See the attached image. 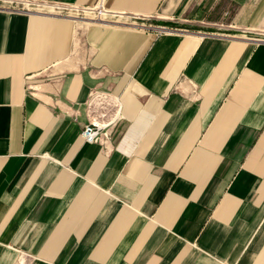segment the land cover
<instances>
[{
    "label": "crops",
    "instance_id": "1",
    "mask_svg": "<svg viewBox=\"0 0 264 264\" xmlns=\"http://www.w3.org/2000/svg\"><path fill=\"white\" fill-rule=\"evenodd\" d=\"M35 1L124 21L0 9V264H264V0Z\"/></svg>",
    "mask_w": 264,
    "mask_h": 264
},
{
    "label": "built area",
    "instance_id": "2",
    "mask_svg": "<svg viewBox=\"0 0 264 264\" xmlns=\"http://www.w3.org/2000/svg\"><path fill=\"white\" fill-rule=\"evenodd\" d=\"M0 9L16 11V12H25L33 13L47 16L60 17L65 19H71L73 21H83L85 13L90 11H97L101 17L103 14L111 17H119L120 13H112L111 11L105 9L100 3L94 7H84L73 4H64V3H47L40 2L35 0H0ZM122 14V13H121ZM122 16V15H121ZM136 26L145 28V29H158L157 33L168 31L165 26L154 27L151 24L144 22H134ZM258 42H264V37L256 38ZM114 97L110 93H103L99 91L92 92L90 101H89V121L83 127L81 132V138L84 143H100L104 144L106 139L109 136L108 126L113 121V114L119 108V102H116V105H111L105 99H110ZM94 98H101L102 104L98 112H91V103ZM106 101V102H105Z\"/></svg>",
    "mask_w": 264,
    "mask_h": 264
},
{
    "label": "bare ground",
    "instance_id": "3",
    "mask_svg": "<svg viewBox=\"0 0 264 264\" xmlns=\"http://www.w3.org/2000/svg\"><path fill=\"white\" fill-rule=\"evenodd\" d=\"M87 19V18H86ZM89 20H86L87 22H90L92 24H108V23H111V22H122V20L120 19H107L106 17V14H103L101 17H98V18H88ZM82 20H85V19H82ZM135 24V23H134ZM106 26V25H105ZM107 102H109L111 105H116V102L118 101L116 97H112L110 99H105ZM105 101V102H106ZM104 102H102L101 98H94L92 100V103H91V112L92 113H97L99 108H100V104H102Z\"/></svg>",
    "mask_w": 264,
    "mask_h": 264
},
{
    "label": "rangeland",
    "instance_id": "4",
    "mask_svg": "<svg viewBox=\"0 0 264 264\" xmlns=\"http://www.w3.org/2000/svg\"><path fill=\"white\" fill-rule=\"evenodd\" d=\"M99 13L97 12V11H90V12H87V13H85L83 16L85 17L84 19L85 20H83V21H86V20H89L88 18H98V17H100L99 15H98ZM107 17V19H120V20H122L121 18H118V17H111V16H106ZM87 18V19H86ZM134 20H136V19H133V20H128L129 22H133ZM122 21H124V20H122ZM127 21V22H128ZM79 22H81V21H79ZM140 22H143V21H141V20H139V22L138 23H140Z\"/></svg>",
    "mask_w": 264,
    "mask_h": 264
}]
</instances>
